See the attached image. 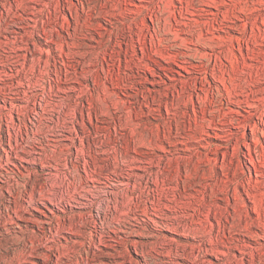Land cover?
<instances>
[{
	"label": "rangeland",
	"instance_id": "1",
	"mask_svg": "<svg viewBox=\"0 0 264 264\" xmlns=\"http://www.w3.org/2000/svg\"><path fill=\"white\" fill-rule=\"evenodd\" d=\"M240 6L0 0V264H264L263 24Z\"/></svg>",
	"mask_w": 264,
	"mask_h": 264
},
{
	"label": "bare ground",
	"instance_id": "2",
	"mask_svg": "<svg viewBox=\"0 0 264 264\" xmlns=\"http://www.w3.org/2000/svg\"><path fill=\"white\" fill-rule=\"evenodd\" d=\"M236 3H239V4H241L242 3V6H240V10H239V12L241 13V14H245L246 16H247V18L249 19L253 14H252V10L256 13V15L258 16V17H260L262 20V24H263V27H261L260 25H256L255 27L257 28V31H258V34L253 30V32H250L251 34V36L253 35L255 38H254V45H255V47L258 49L257 50V53H258V55H259V53L262 55V63H260V64H262V67H263V65H264V48L262 47V46H264V0H234ZM250 1H253V2H251L250 3ZM253 8V9H252ZM259 18V19H260ZM254 19V18H253ZM258 19V20H259ZM248 23H247V21H245V22H243V26H245V25H247ZM255 25V24H254ZM227 26H228V29H226L224 26H223V28L221 29L222 30V32H228L229 30H231V31H233L234 32V30H237V31H239V27H240V24H237V23H235L234 21H231V22H229L228 24H227ZM222 27V26H221ZM252 27V26H251ZM243 28V27H242ZM247 28V27H246ZM251 29H253V28H251ZM242 31H245V30H242ZM252 31V30H251ZM249 32V31H248ZM225 34V33H224ZM234 38V35H231V33H229L228 32V36H226V34L225 35H223L222 33H220V35H219V42H218V58H219V61H220V65H221V70H222V72H224V71H228V69L230 68V72L232 73V72H234V70H235V68H234V64H235V62H237V59H238V57H236V52H234V50H233V47H232V45H233V41L234 40H232ZM258 38H259V40H258ZM235 39H237V41L239 40V37H235ZM239 47V46H238ZM241 48V47H240ZM241 50V49H240ZM243 51V50H242ZM241 52V51H240ZM248 53V52H247ZM242 54V53H241ZM249 55V54H248ZM247 55V56H248ZM247 56H242L243 58V60H242V63L244 64V66L247 68V70L248 71H245L244 72V75L247 77L248 76V79H254V77H256L255 76V74H254V72H253V70L254 69H256V68H260L259 66H257L256 64H254V63H250L249 62V59H250V57H252V56H249V57H247ZM254 56V55H253ZM257 58V57H256ZM260 58V57H259ZM253 60H254V58H252ZM261 59H259V61H261ZM256 60V59H255ZM257 61V60H256ZM234 63V64H233ZM259 63V62H258ZM261 67V68H262ZM261 68H260V70H261ZM263 69V68H262ZM255 71V70H254ZM243 73V72H242ZM256 74L258 75V73H257V71H256ZM259 74H260V72H259ZM261 74H263L264 75V70H263V73H261ZM243 75V74H242ZM245 76H244V79H245ZM262 78V77H261ZM256 80V79H255ZM260 81V80H259ZM259 82H257L256 84H258ZM246 99V98H245ZM241 106V105H240ZM249 106H251V104H249ZM243 107V106H242ZM243 109H245V108H243ZM247 112H248V110H247ZM241 114V113H240ZM240 124V123H239ZM241 125V124H240ZM249 155H250V153H249ZM250 162H251V164H253V166L256 168V163L254 162V161H252V159H250ZM249 171H251V169H249ZM264 174V172L262 171V169H260V173H259V175H257L256 177H261L262 175ZM256 181H258V180H256ZM247 218V217H246ZM245 218V219H246ZM258 219H260V218H258ZM261 220V219H260ZM32 221L34 222V223H36V221L34 220V219H32ZM246 221V220H245ZM244 227V226H243ZM258 233V232H257ZM256 232H255V230L254 231H250V236L249 237H251L252 239H253V237L254 238H256V237H258L259 235L257 234ZM259 237H261V238H263L264 236H259ZM264 239V238H263ZM255 247L253 246V249H254ZM252 252V251H251ZM254 257V256H253ZM252 258V257H251Z\"/></svg>",
	"mask_w": 264,
	"mask_h": 264
}]
</instances>
